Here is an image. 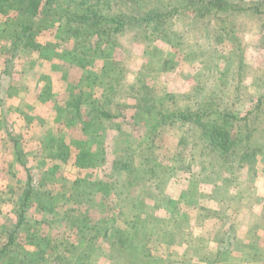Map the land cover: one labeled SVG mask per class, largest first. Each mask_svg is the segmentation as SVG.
Instances as JSON below:
<instances>
[{
    "label": "rangeland",
    "instance_id": "rangeland-1",
    "mask_svg": "<svg viewBox=\"0 0 264 264\" xmlns=\"http://www.w3.org/2000/svg\"><path fill=\"white\" fill-rule=\"evenodd\" d=\"M59 1L57 7L54 2L42 5L33 31L36 48L19 44L14 55V39L3 30L0 17V241L15 230L4 264H12L15 254L24 264H32L29 256L33 264H65L67 258L77 264L73 259L78 255L86 264H122L107 256L101 237L89 238L91 225L99 227L97 221L111 213L117 225H124L116 196L98 194L95 205L88 206L76 203L70 193L94 180H116V161L131 150L138 155L141 145H147L151 162H158L160 177L153 184L138 179L125 188V176H119V200L133 196L138 204L133 211L147 207L161 216L174 209L181 225L175 249L188 244L183 258L190 259L194 244L218 227L217 208L219 216L231 221V214L246 204L264 215V100L258 104L264 95V0H230L241 7L232 11L211 6L214 0H181L180 8L160 22L141 19L152 0H116L141 24L99 40L86 23L82 31L87 40L76 48L62 22L63 10L83 14L96 0ZM78 98L79 115L71 120L70 102ZM97 104L112 116L98 128L89 125L96 131L89 138L83 127L96 122ZM176 108L206 113L202 119L211 130L216 122L224 123L232 151L222 156L213 145L208 149L198 124L191 118L183 121ZM147 136L148 144L141 141ZM14 140L25 166L13 151ZM90 146L101 149L99 164L89 162ZM246 150L250 156L242 158ZM27 169L33 193L20 218L16 208ZM194 186L190 193L188 187ZM201 200L209 207L200 208ZM82 217L89 222L84 239L78 232ZM203 222L208 225L204 236L199 232L195 238L192 226ZM190 235L194 243L184 242ZM136 241L130 264L138 256L143 261L139 249L145 252L156 240Z\"/></svg>",
    "mask_w": 264,
    "mask_h": 264
},
{
    "label": "trees",
    "instance_id": "trees-1",
    "mask_svg": "<svg viewBox=\"0 0 264 264\" xmlns=\"http://www.w3.org/2000/svg\"><path fill=\"white\" fill-rule=\"evenodd\" d=\"M53 2L55 4H53ZM59 2V0H0V17L4 16L2 28L4 31H6V34L14 39L11 43L10 53L14 55L13 51L16 50L15 47L19 44H21L20 46L22 49L27 47L29 48L31 46L36 48L37 45L35 40V33H33V31L34 26L36 25L35 20L42 12V5L46 3V5L48 6H51L53 4L57 7L59 5ZM117 2L118 1L116 0H96L94 4L88 5L85 8V13L83 14H78L74 11H71V9L69 8L65 9V11L63 10L62 22L64 23L68 33H70L72 39H74L75 48L76 45H78L79 41L84 39L82 29L84 28L86 23H89L90 26H93V32L97 35L99 40H102L103 37H111L112 34H115L118 31H122L128 26L141 24V21L132 19V16L122 11L123 5ZM141 2H143V0H140V3ZM180 4L181 0H152V4H150V7L147 9V11L143 13L145 15L141 19L145 20L146 22L148 21V19L150 20L152 18L160 22L162 17H166L168 14H171L172 9H179L181 6ZM211 6L226 11H232L241 8L238 7V5L236 6L231 3L230 0H214L211 3ZM116 9L117 12L113 13ZM56 10L58 12V9ZM109 97H111V95L108 96V98ZM263 100L264 95L259 96L258 104L261 105L263 103ZM80 102L81 100L79 98L70 102V104H72L71 106L74 107L71 120L75 119V117L79 115L78 106ZM94 109H98V115L94 117L96 119V122L89 123L88 125L83 127V130L88 133L89 138L93 137L96 134L95 130L92 129L93 131H90L88 129L89 125H92L94 128H98L99 125L103 122L102 119L112 116L109 111L104 110L103 107L99 104H97ZM176 110L179 111L181 116L184 117L183 121H187L190 118L191 120L194 119L193 122L197 123L198 127L201 130V132H199L201 140L205 141V145L208 149H210L213 145V147L217 149V151L222 156H225L229 154L230 151H232V141H230L228 138V132L224 127V123L219 124V122H216L211 130L208 128V125L210 124L206 123V121L204 122V120L202 119L206 118V113H195L193 111L191 112L190 110L185 112L180 111V109L177 108ZM186 114H188V116ZM218 118L220 120L221 117ZM165 120L167 119L165 118ZM148 139L149 137L147 136L144 137L141 141H146V144H148ZM206 139H208L209 142H206ZM92 143H97V140L93 141ZM141 146L142 147L137 152L138 155L135 156L134 154L136 152L134 150H131L126 158L116 161L117 163L114 167L116 180H94L91 183L88 182V185H85L84 187L73 189V191H71L70 193L71 198L76 203H85L88 204V206L95 205V200H97L98 194H101V197L103 195L107 196L111 193L116 196V204H118L119 201V204H121L122 206L120 214H122L121 220L124 225H117V218L115 217L116 215L111 213L108 218H101L99 221H97L99 222V227L91 225L92 235L89 236L90 239L101 237L107 243L108 250L106 251V254L115 263H131L130 252L133 251L134 248L136 249V247H138L139 245L136 240L143 241V244L147 243V241L149 240H156L174 244L178 242L180 235L179 233L181 225L178 226V218L176 217V212L174 211V209L170 211L167 209L168 215L161 216L149 212L147 207L142 210L138 209L133 211L135 209V205L138 206V204L134 201L136 198L133 196L126 195L122 197L121 200L123 202L119 200V188L123 185L119 184L122 182V180L118 182L119 176H125V182H122L125 184V188H127L128 186L131 187L138 179H145L147 184H153L154 181H156L160 177V174L158 172V162L152 163V158H150V156L148 157L147 145ZM95 148L90 146L87 152H89L90 154L89 162L92 161L93 164L96 165L100 163V159H102V157H97V154H99L101 149ZM13 151L17 157L18 162L25 166L26 164L22 159L23 153L17 140L13 141ZM202 152H204L205 154L204 150H202ZM247 156H250V154L246 150L243 153L242 158ZM153 157L156 159L155 156ZM199 160L200 162L202 161L201 158ZM27 173V180L24 189L19 195V198H21L20 205L18 208H16V212H18L20 218L22 217L23 211H25V207L28 206L29 197L33 193V187L31 186L30 182L31 175L28 169ZM194 190H196V186L188 187V191H191L190 193H192V191ZM74 193H76V195H73ZM99 200L97 206L102 209L103 204ZM126 205H128L129 207H127ZM124 206L126 207L125 209ZM79 221L78 232L80 233V237L83 238V234L85 233L84 229H86L89 222L84 217H82ZM231 227L233 226L229 225V234H222L220 237L221 239L219 240L220 243L218 244L217 248L216 261H218L221 254L225 252L226 245L230 244L228 238L230 235H233L231 233ZM14 232V229L8 231L6 233L5 242L0 241V264H4L7 262L6 258L10 255L9 250L13 242ZM1 238L2 235L0 236V240ZM189 239L192 240L194 238H192L190 235L188 240ZM194 240H192V242ZM194 247L196 249H194V253L196 254V256L200 257L202 261H205L208 250L205 242L203 243V240H201L194 244ZM38 250L40 249L38 248ZM61 252L62 251H60V254ZM11 259L12 264H24L19 255L15 254L11 257ZM28 260L32 262V264L35 261L33 256H29ZM73 260H76L77 264H86L85 261L81 258V255H78V257H75ZM69 262V258H67L65 264H69ZM87 262L89 263V261ZM62 264H64V262H62Z\"/></svg>",
    "mask_w": 264,
    "mask_h": 264
},
{
    "label": "crops",
    "instance_id": "crops-1",
    "mask_svg": "<svg viewBox=\"0 0 264 264\" xmlns=\"http://www.w3.org/2000/svg\"><path fill=\"white\" fill-rule=\"evenodd\" d=\"M229 192L230 194L232 193L231 190ZM233 192L235 193L234 190ZM201 201L199 205L200 208L204 209L205 207H209V205H206L203 201ZM218 204H220L219 201ZM203 205L204 207H202ZM214 206L218 207L217 204H214ZM242 206L243 207L238 212H234L233 214H231L234 215V218L232 219L233 221H231L230 218L224 219L219 216L220 213H218L219 211L217 208V217H215L216 219L214 220L217 223L218 227H213L214 229L210 228L211 232L208 233L203 240V243L205 242L208 248L205 261H202L200 257L196 256V254L193 256L191 255L190 259L189 257L186 259L183 258V253L185 252L184 247H186L185 245L188 246L187 243L179 244L181 248L180 250L179 248L175 249L177 247L175 246V244L155 241L154 244H150V248L148 247L145 252L142 253L139 249L141 257H146L143 261H140L138 256V261L136 262V264H141V262L144 264H186L188 259L190 261V264H264V241H262V238L264 236V222L260 221L262 222V224L258 223V220L262 219V216L264 217V215L262 214L261 210L256 211L255 208L257 207L255 206H251L249 204ZM229 222H235L233 226L235 224L237 225V227L234 229L236 230V232L234 234L232 233L233 235L229 236L228 239L230 244L226 245L225 252H223L219 257L220 259L216 261L217 248L218 244L220 243L219 240L221 239L220 237L222 234H229L228 228L229 225H231ZM206 226L208 225H205L204 222L203 224L196 223V225L194 223L192 226L195 234L194 237L196 238L200 235L204 236L203 229ZM259 234H261V238H259ZM187 241L189 240H184V242ZM152 249H154L155 252H153ZM156 249H158V251H156ZM152 253L154 256H151Z\"/></svg>",
    "mask_w": 264,
    "mask_h": 264
}]
</instances>
